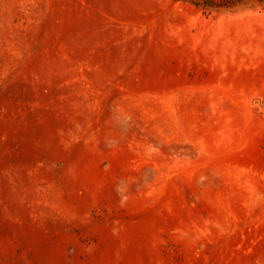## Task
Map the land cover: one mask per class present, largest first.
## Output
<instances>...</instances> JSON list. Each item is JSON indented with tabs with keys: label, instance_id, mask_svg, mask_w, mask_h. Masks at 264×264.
Here are the masks:
<instances>
[{
	"label": "rangeland",
	"instance_id": "rangeland-1",
	"mask_svg": "<svg viewBox=\"0 0 264 264\" xmlns=\"http://www.w3.org/2000/svg\"><path fill=\"white\" fill-rule=\"evenodd\" d=\"M0 264H264V0H0Z\"/></svg>",
	"mask_w": 264,
	"mask_h": 264
}]
</instances>
